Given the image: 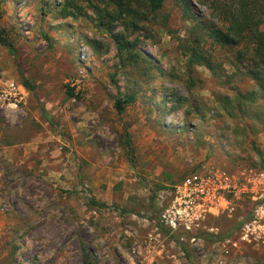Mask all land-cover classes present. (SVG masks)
Returning a JSON list of instances; mask_svg holds the SVG:
<instances>
[{"label": "rangeland", "instance_id": "1", "mask_svg": "<svg viewBox=\"0 0 264 264\" xmlns=\"http://www.w3.org/2000/svg\"><path fill=\"white\" fill-rule=\"evenodd\" d=\"M237 1L165 0L131 33L102 25L94 7L110 11L108 0H76V9L0 0V38L13 48L0 44V79L26 97L0 113V264H83L84 250L92 264H264V249L201 238L202 256L170 241L159 220L187 176L264 164L254 41L201 42L211 67L191 63L194 26L214 25L213 7ZM134 40L135 50L119 53ZM127 95L135 100L119 113ZM248 207L206 219L204 231L231 230Z\"/></svg>", "mask_w": 264, "mask_h": 264}, {"label": "built area", "instance_id": "2", "mask_svg": "<svg viewBox=\"0 0 264 264\" xmlns=\"http://www.w3.org/2000/svg\"><path fill=\"white\" fill-rule=\"evenodd\" d=\"M25 98L22 86L0 79V113L18 109L25 104ZM242 202L250 206L248 214L241 220L235 239L226 240L222 246L235 251L264 249V164L234 175L207 169L187 176L174 186L159 220L170 235L178 236L179 245H187L204 256L203 240L197 235L205 230L203 222L220 216L231 218ZM156 236H149L150 242L159 238Z\"/></svg>", "mask_w": 264, "mask_h": 264}, {"label": "trees", "instance_id": "3", "mask_svg": "<svg viewBox=\"0 0 264 264\" xmlns=\"http://www.w3.org/2000/svg\"><path fill=\"white\" fill-rule=\"evenodd\" d=\"M89 5L98 0H83ZM112 10H96V15L100 19L102 25L108 28L113 27L114 23L122 24L124 30H130L131 33L142 31L144 29L143 22L148 18H155L163 10L165 0H108ZM66 4L74 9L77 8L76 0H66ZM217 21L214 25H195V40L193 43L197 45L192 52L191 63L193 65H204L211 67V59L206 52L199 46L201 42L211 40L216 45L229 46L240 43L248 35L254 41L256 56H254V66L264 69V32L261 27L264 24V0H238L233 6L227 3L219 4L213 7ZM116 41V40H115ZM135 40L133 42H125L118 46L119 53L123 51L135 50ZM0 44L6 47L11 54L13 48L10 44L0 38ZM133 57L139 58L138 54H133ZM264 75V74H263ZM24 87L32 89L27 82L23 83ZM67 97L72 98L73 93L68 90ZM135 100L134 95H127L124 100L116 101L114 107L119 113L124 111L127 104H131ZM182 179L181 181H183ZM179 181V183L181 182ZM178 184V183H177ZM171 188V197L173 194ZM250 207V206H249ZM248 207V210L250 209ZM248 214V212L246 213ZM217 221L219 218H210ZM241 223L225 233L213 234L207 231H201L199 237L211 245L219 242H225L236 234ZM178 236L172 235L170 241H175L178 244ZM185 250L187 247L182 246ZM83 264H92L91 258L84 250Z\"/></svg>", "mask_w": 264, "mask_h": 264}]
</instances>
